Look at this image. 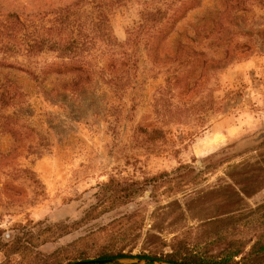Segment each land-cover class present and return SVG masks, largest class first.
<instances>
[{
	"label": "rangeland",
	"instance_id": "obj_1",
	"mask_svg": "<svg viewBox=\"0 0 264 264\" xmlns=\"http://www.w3.org/2000/svg\"><path fill=\"white\" fill-rule=\"evenodd\" d=\"M173 3L0 0V262L50 264L56 249L61 264L103 249L216 253L236 235L215 234L241 230L237 219L264 202V0H188L154 52L140 42L122 87L92 80L75 97L59 90L68 74L52 71L56 64L108 60L92 22L124 42L141 9L169 14ZM199 13L216 14L220 49L205 47L211 32L200 45L222 63L179 78L172 40ZM49 27L75 42L27 52L32 33ZM129 184L136 194L113 201Z\"/></svg>",
	"mask_w": 264,
	"mask_h": 264
},
{
	"label": "trees",
	"instance_id": "obj_2",
	"mask_svg": "<svg viewBox=\"0 0 264 264\" xmlns=\"http://www.w3.org/2000/svg\"><path fill=\"white\" fill-rule=\"evenodd\" d=\"M187 3L188 0H178L177 4L173 3L174 5L171 6V13L169 14L156 7L150 10H147L146 8L141 9L139 12L141 15V22L127 30L124 42H116L112 40L111 34L107 31L106 26L100 27V23L98 24L92 22L91 24L93 28L100 31L99 35L103 44L100 55L107 57L108 60L105 64H99V62L92 63L91 60H83L74 57L56 64L51 68L52 71L59 74H68L65 78H59V90H67L70 92L71 96L75 97L77 95V91H80L83 87L88 86L92 80H97L102 84L111 82L118 88L122 87L124 83L127 81L129 82L128 75L122 68L125 67L128 69L137 67L136 50L139 49L140 42L143 41L144 45H148L149 43L148 49L151 51L153 50L154 52L158 47V42L163 35L162 31L164 28H166L167 24L170 22L172 27L174 22L182 18L185 10L188 8L189 3ZM57 16L58 17L53 21L57 22L58 25H61L64 20H61L60 13ZM214 19H216V14L210 18L205 17L203 13H199L192 24H190L189 34H186L183 30L176 32V38L172 40L173 46H171V55H178L180 67L175 71L179 78H198V68L203 69L207 66L211 67L213 64L218 65L222 63L221 61L219 62V58L214 57V54L207 55L202 50L204 48L203 45H200V42L204 39L205 34L211 32V39L207 42V44H205V47L208 48L209 46H213V52H217V50L220 49L218 46L221 45L222 42L216 35V28H218L219 25ZM16 23H20L18 18H16ZM67 25H69L70 28H68V31L71 33L74 31L75 34L82 32L81 28L77 24L74 25L69 23ZM59 29L64 30V28L61 27ZM45 30H47L45 36L36 35L37 32L32 33L33 38L28 40L25 44V50L27 52L40 49L41 47L49 50L67 49L69 45L75 42L73 40V36L66 37L65 34L63 36H61V34L59 35V33L52 34V27ZM89 31H92L91 26L89 27ZM182 39H184V41H182ZM152 43H154V46H150ZM221 52L223 54V58L228 57L226 49H223ZM184 68L186 69L185 73ZM40 72H42V70ZM45 72L46 71H43L41 74L44 76V74H46ZM28 74H30L34 81H40V78L42 79V77H40V73L28 71ZM174 76L175 75H173V77ZM2 85L1 90L5 91L6 89L4 87L7 86L4 84ZM14 95L15 93L12 94L10 98H13ZM152 132L158 133L159 130H152ZM129 186V190H126L124 195L114 196L113 201L116 199L120 200V198L124 199L125 197H130L136 194L138 188H133L131 184H129ZM237 220L241 221L243 226L241 230H236L232 227V229L230 228L224 232L219 231L215 234L218 238L223 236L222 233L236 235L234 238L227 241L225 246L216 253H207L192 249L187 250L180 246L173 248V250L169 253L158 256H151L142 253L132 255L127 252H121V250L113 252L103 249L98 251L95 256L81 257L78 255L72 257L63 264L74 262L76 260L107 258L148 260L149 262H146L145 264H152L154 261H159L164 264H264V202L245 213ZM46 231H49V228H47ZM0 245L3 246L4 244H1L0 242ZM59 252L60 249H56L48 255L47 258L51 260L50 264H61V258L58 256ZM0 264H19V261L12 260L5 256V259L1 261ZM87 264L108 263L92 262ZM123 264L139 263L128 262Z\"/></svg>",
	"mask_w": 264,
	"mask_h": 264
},
{
	"label": "water",
	"instance_id": "obj_3",
	"mask_svg": "<svg viewBox=\"0 0 264 264\" xmlns=\"http://www.w3.org/2000/svg\"><path fill=\"white\" fill-rule=\"evenodd\" d=\"M130 260V261H127ZM108 263V264H123L128 262H136V263H146L149 262L148 260H142V259H125V258H107V259H87V260H76L74 262H70L67 264H87V263ZM156 262V261H154ZM164 264V263H162Z\"/></svg>",
	"mask_w": 264,
	"mask_h": 264
}]
</instances>
